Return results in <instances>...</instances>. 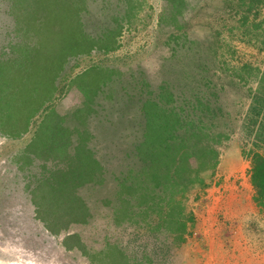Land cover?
<instances>
[{"label":"trees","instance_id":"trees-1","mask_svg":"<svg viewBox=\"0 0 264 264\" xmlns=\"http://www.w3.org/2000/svg\"><path fill=\"white\" fill-rule=\"evenodd\" d=\"M0 1V137L21 140L36 128L27 140V149L12 157L22 168L30 165L27 173L36 176L29 183L23 180V187H29L31 201L41 189L65 179L72 186L71 194L82 202L72 224L54 232L44 224L45 227L60 235L75 223H88L92 217L85 196L88 188L105 182L114 184L113 199L103 197L100 211L112 206L113 210L106 212L109 223L133 232L129 245L133 239L139 240V229L146 230L143 241H135L127 250L107 239L100 250L90 249L82 243L81 233L75 232L65 235L64 245L68 249H82L93 264H104L102 259L111 254V247L119 250L121 264H169L166 250L171 246L160 232L166 238L171 236L176 245L187 241L196 219L186 207V194L195 184L208 185L202 173L217 169L220 146L229 138L227 132L218 129L224 109L211 98L215 92L211 93L210 80H206L204 92H196L192 87L177 94L173 89L177 84L168 81L157 92L146 74L137 81L133 92L137 98L128 93L129 86L119 97L116 85L123 72L111 64L95 62L68 83L76 84L85 95L84 105L73 110L75 115L71 119L75 124L68 122L65 129L57 128L64 117L43 107L55 99L58 78L66 73L67 66L73 68L72 61L79 55L117 50L124 28L131 30L140 20L144 0ZM165 1L158 22L168 29L182 31L191 3ZM227 1L236 6V0ZM237 5L244 40L259 42V50H264V0H237ZM89 18L95 23L94 31ZM162 46L174 55L182 47L193 50V42L183 32H170ZM225 69L232 78L236 77L237 83L249 88L251 99L243 127L254 136L256 144L264 145V66L244 62L235 69ZM253 82L255 86L251 85ZM36 115L41 119H36ZM50 121L51 128L46 126ZM43 126L47 130L43 131ZM52 132L58 137L52 136ZM249 152L255 198L264 206V154L255 149ZM31 153L44 159L42 178L31 167ZM51 158L67 168H55L57 164ZM48 159L49 163L45 161ZM20 182L19 179L17 184Z\"/></svg>","mask_w":264,"mask_h":264},{"label":"rangeland","instance_id":"rangeland-1","mask_svg":"<svg viewBox=\"0 0 264 264\" xmlns=\"http://www.w3.org/2000/svg\"><path fill=\"white\" fill-rule=\"evenodd\" d=\"M165 2V0H144L143 8L139 13L140 20L131 30L124 28L119 37L120 47L107 54L97 52L95 58L98 63L106 66L111 64L123 72L121 81L116 85L119 97L129 86L128 93L137 98L138 96L133 93L136 91L137 81L146 74L152 80L157 92H161V84L168 81L177 84L173 87L177 94L192 87L196 92H204L207 90L206 80L209 79L211 93L215 92V95L212 94V100H218L223 106L224 115L220 118L222 120L218 124V129L227 132L229 138L220 146V163L215 171L202 173L207 186L195 184L186 194V207L188 211L194 213L196 219L187 241L179 246L176 242L173 243L171 236L166 238L165 233L160 232L164 241L171 246L166 250L167 260H170L169 264H264V206L255 198L257 193L251 182L252 159L249 152L250 149H255L264 154V145L256 144L253 141L254 136L246 133L243 127V118L251 99L249 88L237 83L236 77L232 78L224 71L228 67L235 69L244 62L263 67L264 50H259L257 46L259 42L253 44L244 40L243 32L239 28L240 14L237 12V0L236 6H230L227 0H189L191 8L184 18L182 31L168 29L158 22ZM261 15H264V8H261ZM109 21L105 25L109 24ZM90 24L91 31H94L95 23L90 22ZM170 32L186 33L193 42V50L182 47L183 49H179L175 55L171 54L166 46H162V42L167 39ZM108 37L111 42L112 35ZM172 55L174 57L170 62L168 60ZM57 83L55 99L48 102L43 110L54 109L62 115L65 121L62 125L56 126L64 128L68 122L75 124L71 119L75 115L73 110L80 104L84 105L85 95L76 84L66 85L62 76L58 78ZM251 85L255 86L256 83L253 82ZM109 89L110 86L107 85L105 90ZM36 119L39 120L41 117L36 115ZM33 124L38 123L33 122ZM47 125L51 128L52 121ZM46 126L45 128L43 126V131L47 130ZM56 126L54 130L57 133ZM52 133V136L58 137L57 134ZM25 147L27 149V140L0 137V239L4 240L10 237L5 230L11 232L12 228L18 229L11 224L9 220L11 215L5 211V208L9 205L18 206V210L20 206L31 208L28 206L31 203V196L27 190L29 187L28 185L27 189L23 187V180L25 179L26 183L30 179L35 180L36 176L32 177L27 173L30 165L22 168L12 160L13 154H22V149ZM32 154L31 167L42 178L41 166L44 159ZM45 161L49 163L50 159ZM54 161L57 164L55 168H67L64 163L51 158V162ZM19 179L22 183L17 185ZM111 186L112 188H109ZM51 187L41 189L39 193L34 194L35 199H32L36 207L34 213L37 215L35 217L31 211L33 231L35 224L39 222L43 227L42 232L47 234L46 243L41 247L42 239L36 238V233H33L31 245L27 248L34 255L46 249L47 256L43 260L32 256L29 262L33 259L37 264H93L82 249L78 247L68 249L64 245V236L75 232L81 233L82 243L90 249L96 247L100 250L105 246L107 239L119 243L127 250L135 241H143L142 237L146 235V230L139 229V240L133 239L129 245L130 237L134 236L133 232L109 223L110 218L106 212L112 211V206H106L107 209L105 212L102 210L103 213L100 211L103 207V197L113 199L114 184L106 182L90 185L89 190L87 189L85 196L90 207L87 206L89 211L91 208L92 213L88 223H75L60 235L47 232L45 225L54 232L65 224H72L82 207L81 198L71 194L72 186L65 179ZM5 212L6 214L3 215ZM109 249L111 256L106 255L102 259L104 264H121L119 250L115 247ZM4 252L7 255L20 253L16 246L9 243L5 244ZM99 255L103 257V254ZM20 256L24 254L21 252ZM26 257H30V254L28 253Z\"/></svg>","mask_w":264,"mask_h":264},{"label":"flooded vegetation","instance_id":"flooded-vegetation-1","mask_svg":"<svg viewBox=\"0 0 264 264\" xmlns=\"http://www.w3.org/2000/svg\"><path fill=\"white\" fill-rule=\"evenodd\" d=\"M5 211L11 215L9 219L11 224H13V226L18 229L14 230L12 228L11 232L9 230H5L6 232H8L6 234L10 236L9 239H6V238L5 240L0 239V264H17V263L18 264H28L32 256H35V258L39 260L40 259L43 260V258L45 259L47 256L46 249H44L43 251L40 250V252H37L36 255H34L32 251L27 250V248H29L31 245L30 242H31V237L33 233H36V236H35L36 238L40 237L42 239L41 247H42V244H45L46 243L45 241L47 240V237H46L47 234H44V232H42L43 227L39 224V222L35 224L34 231H33L32 216H31L29 209L20 206L18 210V206L12 207L11 205H9V207L5 208ZM6 212L3 215H5ZM12 232H14L13 235H12ZM6 243H9L11 245L13 244L14 246H16L19 249L20 253L22 252L24 256H20V253L19 255H7L4 252ZM28 253L30 254V257L27 258L26 256Z\"/></svg>","mask_w":264,"mask_h":264},{"label":"built area","instance_id":"built-area-1","mask_svg":"<svg viewBox=\"0 0 264 264\" xmlns=\"http://www.w3.org/2000/svg\"><path fill=\"white\" fill-rule=\"evenodd\" d=\"M96 54H97V51L94 50L93 52H91L88 55H79L77 57V59H75V61H72V63H74L73 68L69 69L68 66H67L66 73L64 75H62V79L64 80V83L67 85L76 75L81 74L82 72H84L88 67L92 66V64H94L95 62L98 63L99 61H97L96 58H95ZM86 63H88V64L86 65ZM34 130H35V128L31 129L29 132H27L23 136L22 139H29L30 136L33 134ZM17 185H19V184H17ZM30 202L31 203H29V205H28V206H31V208H29V211H30L31 214H33L35 206L33 205L31 200H30ZM30 209H32V210H30ZM34 215H35V213H34Z\"/></svg>","mask_w":264,"mask_h":264},{"label":"clouds","instance_id":"clouds-1","mask_svg":"<svg viewBox=\"0 0 264 264\" xmlns=\"http://www.w3.org/2000/svg\"><path fill=\"white\" fill-rule=\"evenodd\" d=\"M36 129V128H35ZM34 132H35V130H34ZM33 135V134H32ZM32 135L30 136V138L29 139H26V140H30L31 138H32ZM35 209H36V207H35ZM36 211V210H35ZM35 217H37V215H36V213H35V215H34ZM34 217V218H35ZM35 220H37L38 221V219L37 218H35ZM45 228V230L48 232L49 230L46 228V227H44ZM65 237V236H64ZM64 240V239H63Z\"/></svg>","mask_w":264,"mask_h":264},{"label":"bare ground","instance_id":"bare-ground-1","mask_svg":"<svg viewBox=\"0 0 264 264\" xmlns=\"http://www.w3.org/2000/svg\"><path fill=\"white\" fill-rule=\"evenodd\" d=\"M31 264H37L36 262H34V260L32 259L31 262H29ZM18 264V263H17Z\"/></svg>","mask_w":264,"mask_h":264}]
</instances>
